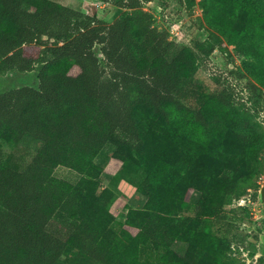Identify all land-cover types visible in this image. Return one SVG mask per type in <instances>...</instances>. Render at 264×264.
I'll return each mask as SVG.
<instances>
[{
  "label": "trees",
  "instance_id": "1",
  "mask_svg": "<svg viewBox=\"0 0 264 264\" xmlns=\"http://www.w3.org/2000/svg\"><path fill=\"white\" fill-rule=\"evenodd\" d=\"M101 1L125 11L108 23L55 0H0V75L41 65L38 85L0 93V264H236L227 206L259 184L263 126L234 83L206 92L193 82L195 52L156 26L144 0ZM204 8L264 87V0ZM29 135L41 146L28 163L4 158V140ZM108 144L103 186L96 159ZM60 165L80 179L57 176ZM123 180L147 199L121 221L111 207Z\"/></svg>",
  "mask_w": 264,
  "mask_h": 264
},
{
  "label": "rangeland",
  "instance_id": "2",
  "mask_svg": "<svg viewBox=\"0 0 264 264\" xmlns=\"http://www.w3.org/2000/svg\"><path fill=\"white\" fill-rule=\"evenodd\" d=\"M72 6L108 23L120 16L125 8L114 1L101 0H55ZM206 0H144V7L151 12L156 26L169 34V39L181 46L190 47L198 59V70L193 82L206 92H216L223 89L227 83H234L236 96L240 104L245 103L248 109L247 116L264 128V87L246 72L249 59L237 52L235 44H229L225 38L208 23L204 2ZM215 45L211 52L209 49ZM99 47V46H98ZM103 64L105 61L103 59ZM41 65L33 71H11L0 75V93L10 88L26 84L38 85V72ZM257 85L252 90L251 83ZM41 146V142L33 137L26 136L18 145L3 141L4 158L14 155V160L24 166L33 157ZM116 147L108 144L96 161L100 165L109 166ZM263 162L259 184L250 188L244 198L227 206L232 215L237 235L231 242V253L236 264H264V201L260 190L264 183V152L261 155ZM109 165V166H108ZM105 167L101 174L103 186L112 184L110 168ZM55 174L59 177L76 183L80 174L64 165L56 168ZM120 196L113 203L111 210L118 220L124 221L128 216L129 207L141 208L144 206V195L137 187L128 181L120 183ZM259 192L254 199L253 192ZM197 195L196 193L194 194ZM147 199V198H146ZM224 224L216 223L214 230L223 233ZM226 227V225H225ZM173 248L184 254L187 243L175 241Z\"/></svg>",
  "mask_w": 264,
  "mask_h": 264
},
{
  "label": "water",
  "instance_id": "3",
  "mask_svg": "<svg viewBox=\"0 0 264 264\" xmlns=\"http://www.w3.org/2000/svg\"><path fill=\"white\" fill-rule=\"evenodd\" d=\"M260 196H261V199L264 201V183L260 190Z\"/></svg>",
  "mask_w": 264,
  "mask_h": 264
},
{
  "label": "crops",
  "instance_id": "4",
  "mask_svg": "<svg viewBox=\"0 0 264 264\" xmlns=\"http://www.w3.org/2000/svg\"><path fill=\"white\" fill-rule=\"evenodd\" d=\"M124 181H126V180H123V182H124ZM119 189H120V187H119ZM145 201H146V197L144 196V202H145Z\"/></svg>",
  "mask_w": 264,
  "mask_h": 264
}]
</instances>
